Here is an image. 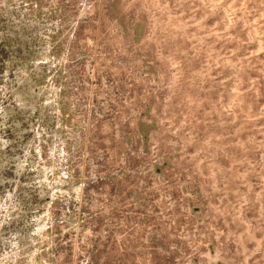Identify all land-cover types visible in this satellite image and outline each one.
<instances>
[{"label": "rangeland", "instance_id": "374dc122", "mask_svg": "<svg viewBox=\"0 0 264 264\" xmlns=\"http://www.w3.org/2000/svg\"><path fill=\"white\" fill-rule=\"evenodd\" d=\"M0 264H264V0H0Z\"/></svg>", "mask_w": 264, "mask_h": 264}]
</instances>
